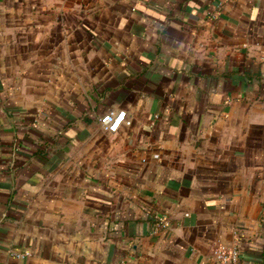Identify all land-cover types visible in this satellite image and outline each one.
I'll return each instance as SVG.
<instances>
[{
	"label": "crops",
	"instance_id": "obj_1",
	"mask_svg": "<svg viewBox=\"0 0 264 264\" xmlns=\"http://www.w3.org/2000/svg\"><path fill=\"white\" fill-rule=\"evenodd\" d=\"M219 243L264 264V0H0V264Z\"/></svg>",
	"mask_w": 264,
	"mask_h": 264
},
{
	"label": "built area",
	"instance_id": "obj_2",
	"mask_svg": "<svg viewBox=\"0 0 264 264\" xmlns=\"http://www.w3.org/2000/svg\"><path fill=\"white\" fill-rule=\"evenodd\" d=\"M125 113L126 110L124 108L116 111L107 110L99 116V122L105 130L109 132H116L123 121L128 122V120L125 119ZM152 216L154 217L153 231L168 226L169 222L164 214L154 213ZM16 255L19 256L20 253H16ZM213 257L220 264H238V246H229L224 243H219L214 247Z\"/></svg>",
	"mask_w": 264,
	"mask_h": 264
}]
</instances>
